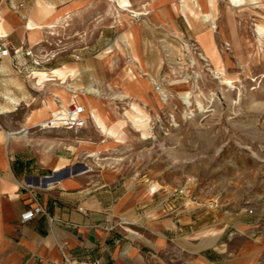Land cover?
<instances>
[{
    "label": "rangeland",
    "instance_id": "obj_1",
    "mask_svg": "<svg viewBox=\"0 0 264 264\" xmlns=\"http://www.w3.org/2000/svg\"><path fill=\"white\" fill-rule=\"evenodd\" d=\"M260 1L258 7L232 11L231 0H205L206 5L186 0L189 12L187 19L181 17V25L191 26L192 33L165 32L154 47L148 45L152 37L146 34L144 47L150 50L142 52L134 48L131 33L124 38L121 27L126 17L139 22L148 11L124 10L111 2L110 12L85 23L86 32L65 17L51 26L47 50L13 54H24L37 65L26 73L37 91L36 106L61 86L83 89L74 94L83 99L80 102L99 98L93 100L105 121L97 124L90 108V131L87 126L78 131L50 130L40 125L41 120L31 133L21 135L42 150L46 143L51 150L71 149L79 140L99 143L91 152L98 159L96 166L146 183L160 195V214L178 217L182 209L192 211L196 216L192 232L182 233L184 225L178 220L182 234L175 247L181 254L215 245L221 235L237 231L238 221L254 222L264 234V0ZM194 3L199 18L192 21ZM175 7L182 8L179 3ZM203 9L209 20L201 16ZM110 27L111 34L99 35L102 47L109 43L99 54L113 65L97 68L99 82L84 85L78 64L66 63L76 70L73 75L37 86V70L56 68L49 64L43 68V62L61 56L80 61L77 49L90 45L91 31ZM108 73L119 83L105 82ZM0 264L36 263L14 261L1 246Z\"/></svg>",
    "mask_w": 264,
    "mask_h": 264
},
{
    "label": "crops",
    "instance_id": "obj_2",
    "mask_svg": "<svg viewBox=\"0 0 264 264\" xmlns=\"http://www.w3.org/2000/svg\"><path fill=\"white\" fill-rule=\"evenodd\" d=\"M180 1L186 3V0H0V33L7 35L11 48L21 53L47 50L53 24L70 17L76 28L86 32L85 23L110 12V4L115 2L124 10L131 7L138 12L148 11L139 22L133 23L126 17L121 27L124 38L131 33L134 48L142 52L150 50L144 47L146 34L152 37L148 45L154 47L158 36L165 32L192 33L190 25L184 28L181 25V17L187 19L185 12L189 10L177 9L175 3ZM199 1L206 5L205 0ZM260 5V0H244L242 6L231 9ZM196 7L197 4L189 16L192 21L199 18ZM261 30L264 31V25ZM112 31L111 27L92 30L90 45L77 49L82 57L78 62L64 56L43 62V68L48 64L56 68L51 72L37 70V86L42 88L47 81L58 79L65 81L69 74L73 75L76 70L64 66L66 63L78 64L84 85L99 82L97 68L113 65L112 60L100 57L102 48L109 43L102 47L99 35ZM36 68L24 54L0 58V247H7L14 261L69 264L68 261L90 257L104 264H264V234L254 228V222L238 221L237 231L221 235L215 245L181 254L175 241L182 233L192 232L196 216L185 209L179 218L160 214V195L153 194L146 183L116 169L97 167L98 159L91 152L99 148V143L79 140L71 149L53 150L46 143L42 150L41 145L26 141L22 131L31 133L39 121L51 117L58 101L83 100L61 86L42 105L36 106L37 91L26 76ZM105 82L119 83L111 73L106 75ZM90 98L100 101L95 96ZM81 102L90 110L87 101ZM92 125L90 121L89 131ZM32 192L52 220L42 214L21 223V213L35 205ZM150 214L156 216L150 219ZM130 217L137 220L130 221ZM178 220L184 225L182 233L178 231Z\"/></svg>",
    "mask_w": 264,
    "mask_h": 264
},
{
    "label": "built area",
    "instance_id": "obj_3",
    "mask_svg": "<svg viewBox=\"0 0 264 264\" xmlns=\"http://www.w3.org/2000/svg\"><path fill=\"white\" fill-rule=\"evenodd\" d=\"M22 6V4L20 5ZM7 35L0 33V58L11 55L12 53L18 54L20 50L12 49L10 42L7 41ZM29 54V53H28ZM88 115L87 110L81 103L72 100L65 106L60 105L56 112L48 119L40 123L42 127H46L50 130H69L78 131L87 126ZM33 191V190H31ZM35 200V205L25 209L20 215L21 223H27L32 221L39 215H46L50 220L52 218L46 212L42 204L36 199L35 194L32 192ZM177 197V193L173 192L172 197ZM69 264H104L100 259L85 258L82 260H71Z\"/></svg>",
    "mask_w": 264,
    "mask_h": 264
},
{
    "label": "bare ground",
    "instance_id": "obj_4",
    "mask_svg": "<svg viewBox=\"0 0 264 264\" xmlns=\"http://www.w3.org/2000/svg\"><path fill=\"white\" fill-rule=\"evenodd\" d=\"M207 1V0H206ZM231 1H234V7H236V6H241L243 3H244V0H231ZM181 3H180V5H181V7L182 8H185L186 7V3L184 2V1H180ZM247 4V3H246ZM253 5H256L255 3L253 4ZM202 17H204L206 20H209V14L206 12V10H202V15H201ZM52 24V23H51ZM50 25V24H49ZM214 28V27H213ZM71 91L73 92V94L74 93H77V92H83L82 90H78L77 88H73V89H71ZM161 93V95H163V97H164V100L165 99H167V96H166V94H165V92L164 91H161L160 92ZM75 95V94H74ZM76 96V95H75ZM75 101H77V102H79V103H81L82 105H84L85 107H86V105L85 104H83L82 102H80L79 100H77V99H74ZM87 100H88V104H89V106H90V108L92 109V118H93V120L97 123V124H100L101 126L103 125V123H104V119L101 117V115H100V113H99V111H98V106L95 104V102H94V100L93 99H91V98H89V97H87ZM187 101H188V103H190L189 102V100L188 99H186ZM70 102V101H69ZM69 102H64V101H58V107L60 106V105H63V106H65L67 103H69ZM58 107H57V109H58ZM56 109V110H57ZM86 110L88 111L89 109L86 107ZM108 112L110 111L108 108L106 109ZM56 112V111H55ZM54 112V113H55ZM111 112V111H110ZM53 113V114H54ZM112 133H114V132H112ZM91 155H93V156H95L96 154H94V153H92ZM154 190H156L155 188L153 189V191Z\"/></svg>",
    "mask_w": 264,
    "mask_h": 264
}]
</instances>
